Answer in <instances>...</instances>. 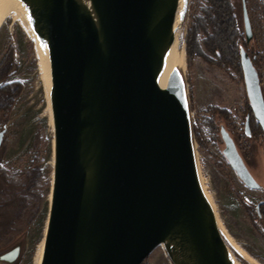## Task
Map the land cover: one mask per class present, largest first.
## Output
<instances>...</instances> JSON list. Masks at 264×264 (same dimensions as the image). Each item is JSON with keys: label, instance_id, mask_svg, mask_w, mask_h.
I'll use <instances>...</instances> for the list:
<instances>
[{"label": "water", "instance_id": "obj_1", "mask_svg": "<svg viewBox=\"0 0 264 264\" xmlns=\"http://www.w3.org/2000/svg\"><path fill=\"white\" fill-rule=\"evenodd\" d=\"M18 1L52 84L55 169L38 264H142L161 245L173 264H238L202 186L183 72L164 98L189 0ZM241 66L264 131L261 77L245 46ZM245 128L250 136V113ZM220 134L241 180L261 188L224 124Z\"/></svg>", "mask_w": 264, "mask_h": 264}, {"label": "rangeland", "instance_id": "obj_2", "mask_svg": "<svg viewBox=\"0 0 264 264\" xmlns=\"http://www.w3.org/2000/svg\"><path fill=\"white\" fill-rule=\"evenodd\" d=\"M232 1L237 24L245 33L243 2ZM206 3L207 0H189L186 19L177 31L180 47L185 51L184 76L190 97L194 131L196 127L205 130V147L199 143L195 131L198 166L204 187L210 194L220 229L238 261L241 264H254L247 258L246 255H249L264 264V231L261 224L263 222L264 225V218H256L257 223L245 206L248 202L256 205L264 199V135L256 139L245 136L243 125V111L247 106L245 84L236 79L232 70H225L208 61L206 55L211 57L212 53L204 41L198 42L197 39L190 38L193 19L202 12L201 7ZM246 3L254 32L251 43L264 54L263 21L254 0H246ZM3 18L0 27V61L8 50L13 48L17 67L16 73L8 82L23 83V90L17 97L6 122L8 147L3 164L20 169L26 168L35 157L41 162L46 195L42 210L30 223L19 222L16 225V233L25 231L26 238L21 264H38L48 222L51 183L55 169L52 84L48 89L47 71L35 37L26 30L20 19L9 13ZM203 37L205 35L200 36ZM259 68L264 91V56ZM211 105H219L231 111L232 117L237 121V129L232 136L250 171L262 185L261 188H251L240 179L222 152L223 141L208 130L206 122L210 115L208 108ZM4 124V118H0V131ZM233 248L243 258H240ZM148 258L149 264H173L163 245L156 248Z\"/></svg>", "mask_w": 264, "mask_h": 264}, {"label": "trees", "instance_id": "obj_3", "mask_svg": "<svg viewBox=\"0 0 264 264\" xmlns=\"http://www.w3.org/2000/svg\"><path fill=\"white\" fill-rule=\"evenodd\" d=\"M254 3L264 24V2L254 0ZM201 11L193 19L190 38H195L198 42L202 40L207 44L212 53L211 57L206 55L208 61L225 70H232L236 79L245 84L241 66V47L245 46L260 73L259 66L264 54L260 53L252 43H246L245 33L240 30L237 24L233 1L207 0V3L202 5ZM201 35H205V37L200 38ZM188 50H190V46H188ZM16 67L14 49L11 48L0 61V118H4L5 124L17 97L23 90L21 81L8 82L16 73ZM246 102L247 106L243 111V117L245 118L247 112L252 114L254 134L251 138L264 135L260 123L254 118L247 93ZM208 112L210 115L206 123L208 130L215 137H219L223 141L220 134L222 124L229 131H236L237 122L232 117L231 111L219 105H211ZM195 131L199 143L205 147V130L196 127ZM7 147L8 138L5 136L0 146V250L3 249L4 239L15 233L16 225L19 222L30 223L42 210L46 199L44 171L39 158L35 157L26 168L16 169L6 166L3 164V160ZM245 206L256 221V218H259L257 205L248 202ZM261 213L264 218V206L261 207ZM256 222L255 224L261 230ZM21 235L24 236L25 231ZM233 249L239 254L235 248ZM239 257L243 258L241 254ZM142 264H149V258L147 257Z\"/></svg>", "mask_w": 264, "mask_h": 264}, {"label": "bare ground", "instance_id": "obj_4", "mask_svg": "<svg viewBox=\"0 0 264 264\" xmlns=\"http://www.w3.org/2000/svg\"><path fill=\"white\" fill-rule=\"evenodd\" d=\"M8 13L11 16H14V18L20 19L21 22L23 23V25L25 26L26 30L30 34H32V36H34L30 25L28 24L26 18L24 17L22 6L18 0H0V21L3 17H6V15ZM38 50H39L40 55L42 56V52H41V49L39 46H38ZM185 65H186L185 51H184V49H181L180 40L177 36L173 55H172L170 69H169V72H168V74L164 80V86H165L164 98H167L169 95V92H170L171 86H172V82H173V79L176 75V72L181 71L184 73ZM46 80H47V85H48V89H49L51 87V79H50L48 72H46ZM51 101H52V88H51ZM200 179L202 182L201 174H200ZM202 186L204 188L206 195L208 196V198L211 202L210 194L207 192L206 188L204 187L203 182H202ZM246 256L252 263L261 264L258 261H256L255 259H253L251 256H249V255H246ZM238 264H241V263L238 261Z\"/></svg>", "mask_w": 264, "mask_h": 264}, {"label": "flooded vegetation", "instance_id": "obj_5", "mask_svg": "<svg viewBox=\"0 0 264 264\" xmlns=\"http://www.w3.org/2000/svg\"><path fill=\"white\" fill-rule=\"evenodd\" d=\"M250 102V101H249ZM251 105V104H250ZM252 108V107H251ZM252 112H253V110H252ZM248 113H250V131H251V135L249 136L247 133H245L246 135V137L247 138H251V137H253V131H252V114H251V112H247V114ZM247 114H246V116H245V118L243 117V119H244V123H243V125H244V130H245V132H246V128H245V125H246V117H247ZM253 114H254V112H253ZM254 118H255V115H254ZM256 119V118H255ZM257 120V119H256ZM237 122V121H236ZM5 125V124H4ZM261 125V124H260ZM229 131V130H228ZM230 133H231V135H233L234 134V132L235 131H229ZM6 136V135H5ZM260 136V135H259ZM258 136V137H259ZM258 137H255V139L256 138H258ZM221 138H222V136H221ZM222 140H223V138H222ZM224 142V141H223ZM238 146V145H237ZM239 148V147H238ZM225 156V155H224ZM228 163H229V161H228ZM230 164V163H229ZM233 168V167H232ZM241 179V178H240ZM261 202V204H260V207H259V209H260V212H261V207L262 206H264V199L263 200H261L260 201ZM259 202V203H260ZM259 203H257L256 205H258ZM257 210H258V207H257ZM258 213H259V211H258ZM262 214V213H261ZM262 217H263V214H262ZM22 232H24V231H21V232H18V233H16V231H15V233H13L12 235H9V236H7L5 239H4V246H3V249L2 250H0V256L1 255H3L4 253H6V252H8V251H10V250H12V249H14V248H16L18 245H21V250H20V253L18 254V255H11L10 257H9V259H2V258H0V264H21V261H22V257H23V254H24V250H25V239L26 238H24V236H22L21 235V233Z\"/></svg>", "mask_w": 264, "mask_h": 264}, {"label": "crops", "instance_id": "obj_6", "mask_svg": "<svg viewBox=\"0 0 264 264\" xmlns=\"http://www.w3.org/2000/svg\"><path fill=\"white\" fill-rule=\"evenodd\" d=\"M154 251H155V250H154ZM154 251H153V252H154Z\"/></svg>", "mask_w": 264, "mask_h": 264}]
</instances>
